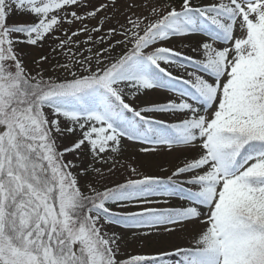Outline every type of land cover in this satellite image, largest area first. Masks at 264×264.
<instances>
[{
  "label": "snow or ice",
  "instance_id": "6c2138e0",
  "mask_svg": "<svg viewBox=\"0 0 264 264\" xmlns=\"http://www.w3.org/2000/svg\"><path fill=\"white\" fill-rule=\"evenodd\" d=\"M81 2L0 0V264H264V0H128L107 29L117 0L83 15ZM16 12L31 21L9 23ZM47 41L65 60L40 55L33 73L22 53ZM157 90L174 95L147 99ZM124 140L191 155L97 187L125 167ZM111 225L186 242L125 257Z\"/></svg>",
  "mask_w": 264,
  "mask_h": 264
},
{
  "label": "rangeland",
  "instance_id": "374dc122",
  "mask_svg": "<svg viewBox=\"0 0 264 264\" xmlns=\"http://www.w3.org/2000/svg\"><path fill=\"white\" fill-rule=\"evenodd\" d=\"M127 2L128 0H117V8L119 11L115 13V19H113L110 23H105L104 27L107 29L108 27H113L116 26L115 20L119 19L121 23H123V18L121 16V13L125 11L127 7ZM174 3H179V0H173ZM195 3H199L200 0H194ZM101 3H110V0H82L81 6L79 8H76L75 10L78 11L81 15L84 14L86 10H92L94 7L99 6ZM137 4H142L143 0H136ZM133 11H138L136 9H133ZM100 16H113V10L109 9L108 11L104 12L102 11ZM31 17L28 16L27 14H22L20 12H16L12 15H10L9 18V23H25V22H30ZM85 24L88 25L89 28L93 27L97 21L95 19H88L84 21ZM71 27V30H76L77 28L81 27L79 22L69 26L68 24H64L63 28L65 30L69 29ZM63 32L58 33V35H63ZM74 39H79L82 42L86 39V34L81 33L78 37ZM191 44L195 45V39L191 40H185L181 41L179 39H172L170 42L166 43L165 46L169 47H175V48H180L182 47L183 44ZM91 45L89 44H84L81 48V51L85 55H91V53H88L86 50L88 47ZM54 45L52 44L51 41H47L44 43L42 48L39 47H31V48H26L24 49L22 56L28 66L29 69L33 71H37L38 69L36 68L35 64L33 63V58L39 59L40 55L46 54L50 58V62L52 65H55L57 61L64 62L65 57L61 50H57L55 53L52 52V48ZM73 51H75V46H73ZM119 51V50H117ZM189 51V54L195 56V53H190V49L187 50ZM44 68L47 70L45 71V77L51 75V76H63L65 73L59 72L58 70L56 72H53L52 68L48 64H44ZM174 75H183V70L172 67L170 69ZM189 71L192 69L189 68ZM174 95L173 92H169L166 90H157L156 92L152 93L147 99H152V100H164L165 97L172 96ZM139 103V101H137ZM163 118L168 119V120H175L174 116H171L170 114H164ZM63 143H67V141H64ZM139 144L136 142L124 140L122 143V158H121V163L125 165V167L121 168L119 165H117L116 170L112 174H108L106 171V168H102V171L105 172L106 179L102 182H97L96 186L101 187V184H107L108 186H112L115 183L118 182H123L126 178L131 176L130 171L127 169V165L130 163L133 166L137 167L139 171L144 172L145 174L149 175H154V174H159V175H167L170 173H161L160 168L161 167H166V168H174L177 164L181 162L183 157L185 155H191V153H182V152H173L171 154L168 153H160L157 156L153 157H145L142 154L138 152ZM66 160L73 159L71 155L66 154L65 156ZM97 167H100L99 164L96 165ZM131 178H139L136 176H132ZM84 181L81 180V184H83ZM102 190V189H101ZM157 199H168V204L166 205H159L160 207H180L182 204V201L176 199V198H165V197H157ZM114 211H136L138 210L137 207L133 206L128 209H119L116 207H113ZM107 230L109 232L115 231L117 233H121L125 236L126 243L121 245V252L123 256H128V255H135V254H154L157 251L163 250L164 248H169L171 247L172 244L176 243H185L186 242V233L182 232H176L171 236L168 237H156V236H151L148 238L144 237H132L133 232H139L141 230L139 229H125L119 225H111L107 227ZM167 240L169 243L167 245H160L158 243H154V241H159V240Z\"/></svg>",
  "mask_w": 264,
  "mask_h": 264
},
{
  "label": "trees",
  "instance_id": "16d2710c",
  "mask_svg": "<svg viewBox=\"0 0 264 264\" xmlns=\"http://www.w3.org/2000/svg\"><path fill=\"white\" fill-rule=\"evenodd\" d=\"M170 264H174V259L172 261H170Z\"/></svg>",
  "mask_w": 264,
  "mask_h": 264
}]
</instances>
